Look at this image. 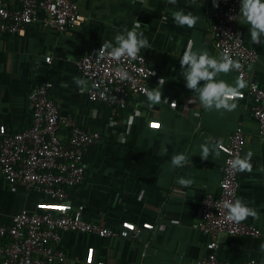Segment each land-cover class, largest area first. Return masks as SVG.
<instances>
[{"label":"crops","instance_id":"1","mask_svg":"<svg viewBox=\"0 0 264 264\" xmlns=\"http://www.w3.org/2000/svg\"><path fill=\"white\" fill-rule=\"evenodd\" d=\"M82 18L79 26L58 31L36 21L22 35H0V133L10 134L29 127L31 88L50 82L49 97L61 116L97 129L98 144L85 154L84 180L68 190L62 202L45 193L6 184L0 178V226H8L19 211H52L64 206L79 211L89 221L115 229L136 227V241L99 238L92 234L63 232L56 246L65 254V264H196L206 255V236L192 227L195 212L205 194L215 195L222 176L225 144L236 126L245 143L241 157L251 152L250 170L238 171V198L257 212L243 222L260 235H218L217 257L227 262L256 259L264 264V135L259 134L250 113L247 84L235 97L232 111L205 109L184 87L179 56L187 46L219 56L209 30L211 0H77ZM191 12L199 19L191 27L177 25L172 13ZM139 22L148 49L141 48L148 67L156 71L149 81L160 78L162 101L151 104L146 97L130 96L110 121L111 109L86 99V84L80 91L75 62L96 49L103 40L130 29ZM238 17L244 43L257 52L249 68L253 82L264 80V43H250L247 25ZM49 56L46 63L44 58ZM234 84V71L216 77ZM203 83V81L199 82ZM188 97L191 98L189 103ZM165 99V100H164ZM167 153L159 155L163 139ZM215 152L201 159L200 145ZM183 152L186 162L174 168L169 155ZM179 178L191 179L181 186ZM50 264H57L52 262Z\"/></svg>","mask_w":264,"mask_h":264},{"label":"built area","instance_id":"2","mask_svg":"<svg viewBox=\"0 0 264 264\" xmlns=\"http://www.w3.org/2000/svg\"><path fill=\"white\" fill-rule=\"evenodd\" d=\"M212 1V0H211ZM212 7L209 30L213 47L220 55L227 52L241 67L235 70L237 78L247 84L250 113L264 135V80L260 85L252 81L249 68L257 52L248 47L238 29V0H217ZM38 21L43 28L64 31L80 25L77 0H0V35H22L25 28ZM238 35L239 39H235ZM96 49L86 51L75 67L86 81V99L111 109L110 121L116 110L126 107L130 96L146 97L142 91L149 87L156 71L147 65L139 50L135 59L121 57L98 58ZM49 63L50 57L44 58ZM122 67L128 78L120 80L115 70ZM50 82L31 88L27 101L31 110L28 128L10 134L0 133V178L8 185L21 186L48 195L62 202L68 190L84 180L87 163L85 154L98 144L101 133L61 116L58 106L49 97ZM65 131V133H64ZM245 136L241 126H236L225 144L222 176L215 195L205 194L195 212L192 227L209 236L205 244L206 255L196 264H261L256 259L227 262L216 255L218 235H246L256 237L260 231L243 221L228 220L224 202L238 198V171L231 161L241 157ZM63 232L92 234L99 238H122L136 241L140 230L115 229L85 220L79 211L64 206L55 212L21 210L8 226H0V264H65V254L56 246Z\"/></svg>","mask_w":264,"mask_h":264},{"label":"clouds","instance_id":"3","mask_svg":"<svg viewBox=\"0 0 264 264\" xmlns=\"http://www.w3.org/2000/svg\"><path fill=\"white\" fill-rule=\"evenodd\" d=\"M169 3L175 4L176 0H168ZM238 11L232 18L239 17L243 21V25H247L248 40L250 43H264V0H238ZM213 7L218 6L217 0H212ZM173 20L177 25L187 26L191 28L199 19L191 12H185L183 9H177L172 13ZM139 22H134L130 29L116 34L113 41L103 40L100 47L94 52L98 54L99 59L108 56L112 59H120L127 57L135 59L141 48L148 49L147 39L138 31ZM239 39L238 35L234 37ZM179 65L181 76L184 81V87L192 90L194 97L199 101L200 105L205 109H216L232 111L236 108L234 98L239 96L240 89L246 86V81L237 78L234 84H228L216 77L220 73H228L229 71L238 70L241 65L233 59L227 52L221 53L219 56L210 55L206 51H194L189 45L180 54ZM115 75L124 80L128 78V73L122 67L115 70ZM203 81V83H199ZM164 78H160L155 87H145L142 89L147 101L151 104H157L162 101L161 86L164 84ZM75 84L80 91H84L86 81L81 78H75ZM165 100V99H164ZM189 103L191 98L188 97ZM167 139H163L159 144V155L164 156L167 153ZM200 157L206 159L210 153H214V147L208 143H202L200 146ZM251 152H247L243 157H235L231 161V167L237 171L250 170L249 163ZM186 162V156L183 152H177L169 155V163L174 168L183 167ZM177 183L181 186L192 184L191 179L179 178ZM226 209V217L228 220L239 222L247 217H257V212L242 202L239 198H234L230 202L223 203ZM264 250V244L260 245Z\"/></svg>","mask_w":264,"mask_h":264},{"label":"trees","instance_id":"4","mask_svg":"<svg viewBox=\"0 0 264 264\" xmlns=\"http://www.w3.org/2000/svg\"><path fill=\"white\" fill-rule=\"evenodd\" d=\"M64 133H65V131H64ZM1 242V241H0Z\"/></svg>","mask_w":264,"mask_h":264}]
</instances>
